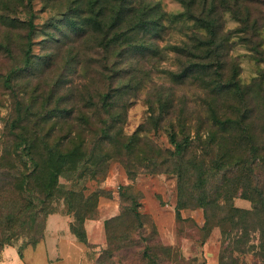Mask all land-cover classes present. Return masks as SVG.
I'll use <instances>...</instances> for the list:
<instances>
[{
  "label": "trees",
  "instance_id": "1",
  "mask_svg": "<svg viewBox=\"0 0 264 264\" xmlns=\"http://www.w3.org/2000/svg\"><path fill=\"white\" fill-rule=\"evenodd\" d=\"M33 1L0 0V54L13 61L1 82L14 112L0 141V251L20 237L34 247L43 237L46 218L55 213L53 203L60 200L71 217V235L96 247L88 242L84 223L97 219L98 200L109 194H87L83 183L103 180L110 161L118 159L130 179L139 169L176 175L175 219H183L186 197L203 210V234L214 228L220 232L219 264H235L234 252L252 253L256 264H264V66L243 84L238 63L228 58L235 32L238 43L264 64V11L257 0H176L182 7L177 13L161 10L154 0H39L54 17L40 51L66 48L70 65L78 60V45L91 40L99 51L101 68L95 72L103 82L101 90L90 82L60 84L63 72L57 78L45 74L55 62L52 56L33 54ZM19 10L28 17L20 53L14 56L13 37L3 30L23 23L16 18ZM225 13L238 23L234 32H223ZM171 31L182 37L170 45L178 70L169 76L180 86L197 84L205 116L190 134L181 108L178 127L167 133L172 149L162 158V150L146 136L123 133L116 109L123 111L144 81L130 67L164 59L159 43ZM157 105L156 122L175 113L172 100L161 102L160 93ZM154 109L150 103L151 115ZM236 197L248 200L250 208L235 207ZM142 198L132 186L121 192L120 211L103 221L105 245L94 264H117L116 255L133 246L132 235L147 229L140 238V263L179 264L178 252L156 241L155 226L140 211Z\"/></svg>",
  "mask_w": 264,
  "mask_h": 264
},
{
  "label": "rangeland",
  "instance_id": "2",
  "mask_svg": "<svg viewBox=\"0 0 264 264\" xmlns=\"http://www.w3.org/2000/svg\"><path fill=\"white\" fill-rule=\"evenodd\" d=\"M154 1L159 2L161 10L168 13H177L182 10L181 5L176 0ZM257 4L264 11V0H257ZM33 12L35 15L33 19L35 25V33L32 39L33 54L40 56L46 54L48 58L52 56L51 59L55 62L50 69L46 70L45 74L49 73L57 78L63 72L65 77L60 84L65 82V86H67L71 82H90L95 89L101 90L103 82L95 72V70L101 68L96 63L99 59V51L92 46L91 40L83 41V44L78 45L76 51L78 60L69 65L67 64L66 48L53 51L50 48L51 46H48V51H40L42 45L39 42L43 38L48 39V36L45 37L43 35L44 32H50V29H47L54 17L49 11L43 9V5L39 0L33 1ZM27 17L28 15L25 14L24 10H19L16 18L23 23L18 28L3 30L4 33L13 37L12 55L14 56H18L20 53L19 46L21 37L26 31L25 22ZM221 19L224 24L223 32H234L238 23L231 18L229 13L223 14ZM0 27L3 28V26ZM173 27L177 28L178 25ZM231 35L232 38L229 43L231 50L228 53V58L238 63L240 67L239 78L243 84H247L258 75L259 66L262 68L264 64L257 63L253 57V52L238 43V33L234 32ZM181 37L176 31L169 32L164 36L163 41L159 43L164 48V59H145L130 67L134 75L136 73L137 78H144V81L140 85L139 90L135 94L133 93L135 97L126 101L124 110L116 109L120 114L116 118L117 126L122 128L123 133L127 136L133 134L146 136L147 139L154 143L155 147L162 150V158H166L165 150L172 149L168 142L167 133L171 126L179 125V118H177L176 114L178 115L181 108L184 109L183 118L188 124L187 130L190 134H193V127L197 123L198 118L205 116V109L201 103V97H199L202 94V90L198 89L197 84L188 82L182 86L177 85L173 83L168 73L178 70V62L174 52L170 49V45L177 43ZM51 52L53 53L51 54ZM130 64L128 63L127 66L129 67ZM12 65L13 61L4 54H0V141L5 124L14 113L9 93L4 89L1 82L3 79L2 75ZM61 67H63V70ZM67 67L70 69H67ZM92 78L93 80H91ZM130 84L134 86V82L131 81ZM159 93L161 102L172 100V105H174L172 109L175 113L171 117H165L163 120L156 122L155 119L159 114L157 105ZM184 102L185 104H183ZM150 103L155 107V113L152 115L149 112ZM55 117L56 115H54L53 119ZM142 127L146 128L145 130L148 128L149 131H143ZM138 145L139 143L136 142L135 148ZM61 182H65V180L61 179ZM83 184L87 194L99 190L109 194L99 198L98 217L96 220L104 221L117 215L120 211L121 192L124 191L126 186H132L142 193L140 211L148 214L155 226L157 232L156 241L163 245L171 246L178 252L181 258L178 261L179 264H219V255L223 249L220 232L218 228H214L209 235L205 236L203 234L201 231L205 222L203 210L196 207L194 203L192 204L186 197L184 209L180 211L183 219L181 221L175 219L177 201V178L175 174L150 173L139 169L137 175L130 179L119 160L112 159L103 180H85ZM187 192H189V189H187ZM233 205L242 209L250 208V202L239 197L233 199ZM53 207L55 213L46 218L42 239L32 247L27 243L28 239L26 237H20L12 245L5 246L0 251V264H94L95 256L105 245L102 224L95 221L87 223L88 238L96 242L99 239L104 241L103 245L89 248L85 244L76 241L69 233L68 223L71 217L64 213L62 201H55ZM94 227L99 228V232H92ZM148 233L149 229L142 234H133V246L118 253L114 258L115 263L144 264L139 261L144 247V243L140 238H143ZM255 235L253 242L257 243V234ZM19 252L22 254V258L19 257ZM232 257L236 260L235 264L257 263V259L252 253L234 252ZM168 264L175 263L169 262Z\"/></svg>",
  "mask_w": 264,
  "mask_h": 264
},
{
  "label": "crops",
  "instance_id": "3",
  "mask_svg": "<svg viewBox=\"0 0 264 264\" xmlns=\"http://www.w3.org/2000/svg\"><path fill=\"white\" fill-rule=\"evenodd\" d=\"M115 216V215H114ZM89 221H95V222H97V223H101L102 224V229H103V233H104V228H103V220L101 221V220H87L85 223H84V226H85V230H86V235H87V240H88V242L90 243V244H93V245H103L104 244V241H105V234H104V241L102 240V239H99L97 242L96 241H91L89 238H88V227H87V223L89 222ZM93 231H96V232H99V228H96V227H94L93 229H92V232ZM70 233V232H69ZM71 234V233H70ZM73 236V235H72ZM74 237V236H73ZM75 238V237H74ZM76 240V239H75ZM77 241V240H76Z\"/></svg>",
  "mask_w": 264,
  "mask_h": 264
}]
</instances>
